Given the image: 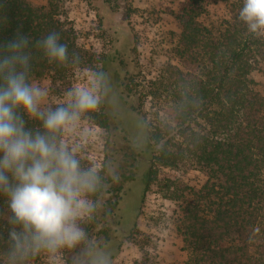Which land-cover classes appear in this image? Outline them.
I'll return each mask as SVG.
<instances>
[{"label":"trees","instance_id":"16d2710c","mask_svg":"<svg viewBox=\"0 0 264 264\" xmlns=\"http://www.w3.org/2000/svg\"><path fill=\"white\" fill-rule=\"evenodd\" d=\"M49 0L46 7H35L26 0H0V44L14 38L19 31L33 41L30 61V82L50 77L64 81L84 64L85 52L77 44V36L69 21L62 20L60 6ZM244 0L230 3L231 18L220 31L204 25V0H185L179 10L181 32L175 48L178 66H170L168 82L156 83L148 95L160 100L162 93L170 99L163 129H153L147 116H141L132 104L130 86L135 79L129 51L121 59V42L112 53L98 59L97 74L103 90V103L98 113L89 115L103 130L113 132L107 139L101 169L96 170L101 183L95 194L83 195L91 203L89 218L82 226L86 239L75 248L56 253L35 250L31 233L21 225L10 223L12 213L7 198L0 194V264H91V252L118 240L119 205L128 184L137 180L143 152L123 136L118 122H111L108 97L112 84L123 103L133 110L145 126L150 163L144 179L145 194L153 175L155 150L168 155L166 138L175 134L183 140L180 156L188 154L209 170L210 181L198 191V201L185 209L180 233L190 251L188 264H264V97L256 89L252 77L264 61V37L248 32L239 19ZM51 31L60 33L67 44L69 59L63 65L50 64L35 42ZM80 56L79 63L72 59ZM110 83V84H109ZM65 104H51L55 108ZM46 108V109H47ZM19 115L26 129L45 134L37 120L21 109ZM201 121L207 129L197 132ZM64 128L56 135L80 161L81 168L92 163L63 143ZM123 141V142H122ZM118 178V179H116ZM141 210V209H140ZM139 210V211H140ZM120 250V242L116 254Z\"/></svg>","mask_w":264,"mask_h":264},{"label":"rangeland","instance_id":"374dc122","mask_svg":"<svg viewBox=\"0 0 264 264\" xmlns=\"http://www.w3.org/2000/svg\"><path fill=\"white\" fill-rule=\"evenodd\" d=\"M35 7L48 6L49 0H26ZM235 0H204L205 12L200 21L220 31L231 18L229 5ZM60 6L61 19L69 21L77 36L78 47L85 52L84 64L75 69L64 81L50 77L34 80L47 90L42 108L66 104L67 93L73 88H85L99 95L100 104L91 114L98 113L104 101L97 77L98 59L112 53L118 39L121 42V59L129 51L135 79L130 86L132 104L141 116H147L153 129H163L170 108L169 96L162 93L160 100L148 94L156 83L168 82L166 71L178 66L175 55L181 26L179 10L185 0H54ZM264 37V34H262ZM252 77L256 89L264 97V61L259 60ZM110 84V83H109ZM108 107L111 122L121 126L123 136L142 152L137 180L128 184L126 194L119 205L120 230L118 240H112L101 249L91 252V264L97 259H107L109 264H188L190 251L183 242L180 229L185 209L198 201L197 193L210 181L209 170L188 154L180 156L183 140L173 134L166 138L168 155L163 156L158 148L152 159L153 175L145 194L144 179L150 163L145 126L133 110L123 103L118 89L111 81ZM90 113L75 124L64 128L63 143L73 152L85 157L98 171L104 159L107 139L113 132L103 130L90 120ZM207 129L198 121L197 132ZM264 171V169H263ZM264 180V172H263ZM85 201L78 209V224L82 226L89 218L91 203ZM141 209V210H140ZM140 210V211H139ZM259 228L264 232V220ZM120 242V250L116 254ZM54 264L64 262L53 259Z\"/></svg>","mask_w":264,"mask_h":264},{"label":"clouds","instance_id":"9594fccd","mask_svg":"<svg viewBox=\"0 0 264 264\" xmlns=\"http://www.w3.org/2000/svg\"><path fill=\"white\" fill-rule=\"evenodd\" d=\"M239 19L249 33L264 34V0H244ZM32 47V39L19 31L0 44V194L12 213L9 222L31 233L34 249L56 253L85 241L78 209L85 203L82 196L95 194L101 180L94 167L81 168L55 134L93 112L100 97L77 87L68 91L65 105L42 108L47 90L30 82ZM35 47L50 64L63 65L69 59L57 31L37 40ZM72 59L79 63V54L74 52ZM21 109L41 123L45 134L26 129ZM94 264L109 262L97 259Z\"/></svg>","mask_w":264,"mask_h":264},{"label":"flooded vegetation","instance_id":"af4514ba","mask_svg":"<svg viewBox=\"0 0 264 264\" xmlns=\"http://www.w3.org/2000/svg\"><path fill=\"white\" fill-rule=\"evenodd\" d=\"M123 142V141H122Z\"/></svg>","mask_w":264,"mask_h":264}]
</instances>
